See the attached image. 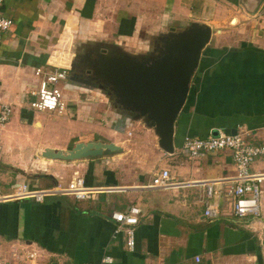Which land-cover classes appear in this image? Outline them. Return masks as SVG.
<instances>
[{
	"label": "crops",
	"instance_id": "1",
	"mask_svg": "<svg viewBox=\"0 0 264 264\" xmlns=\"http://www.w3.org/2000/svg\"><path fill=\"white\" fill-rule=\"evenodd\" d=\"M254 2L3 0L1 12L12 25L0 41V106L11 105L12 115L0 126V194L11 193L22 182L36 190L64 188L76 177L82 178L92 193L90 199L81 201L58 194L42 202H1L0 262L9 261L14 251L22 254L21 250L28 248L38 253L31 264H264V179L260 184L261 215L233 217L224 192L227 183L218 182L235 173L229 152L191 160L182 149L184 136L205 137L218 131L230 134L232 130L249 144L264 147V3L251 16L248 12ZM205 9L214 13L206 15ZM190 23L210 26L212 38L175 121L173 154L162 152L153 132L144 129L152 139L148 142L150 152L141 156L124 153L66 163L38 155L42 170L29 174L14 166L33 162L32 149L41 153L45 148L70 149L78 142H107L100 133H80L71 125L98 124L103 128L109 123L110 132L123 136L131 135L127 132L130 125H140L127 123L123 116L108 110L106 100L102 107V100L95 98L99 94L93 91L70 99L61 115L31 109L39 82L35 71L59 68L55 66L59 56L67 62L76 58L55 51L61 45V50L72 47V39L62 40L65 29L75 25L74 36L79 40H104L138 55L150 49L149 36L167 31L171 25L183 28ZM66 82H60L64 92L82 93L67 87ZM51 135H55L53 139ZM135 144L144 146L138 141ZM25 155L28 158L23 159ZM161 170L168 171L172 185L148 187ZM250 170L264 174V156L257 158ZM208 181H215L214 191L221 190L219 197L211 199L221 215L211 221L203 216ZM130 207L140 210L131 251L124 235L114 232L110 219L111 212H126ZM105 258L111 262L103 263Z\"/></svg>",
	"mask_w": 264,
	"mask_h": 264
},
{
	"label": "water",
	"instance_id": "2",
	"mask_svg": "<svg viewBox=\"0 0 264 264\" xmlns=\"http://www.w3.org/2000/svg\"><path fill=\"white\" fill-rule=\"evenodd\" d=\"M263 3L264 0H255L248 14L256 15ZM211 38L210 26L190 23L178 31H163L158 36L157 47L147 49L144 54L134 55L103 41L108 46L98 45L88 56L90 81L97 82L103 92L112 96L125 122L139 123L151 130L157 147L171 155L175 121L188 100L192 78ZM230 134L236 132L232 130ZM123 153L122 147L97 140L78 142L66 150L45 148L39 156L71 163Z\"/></svg>",
	"mask_w": 264,
	"mask_h": 264
},
{
	"label": "built area",
	"instance_id": "3",
	"mask_svg": "<svg viewBox=\"0 0 264 264\" xmlns=\"http://www.w3.org/2000/svg\"><path fill=\"white\" fill-rule=\"evenodd\" d=\"M0 0V41L2 35L7 32L12 21L3 16ZM39 78L36 90L33 95L35 101L30 104L32 110L37 112H48L61 115L66 108V100L62 94L60 82L65 75V69L55 68V70L45 72L41 69L35 71ZM12 115L11 105L0 106V126L5 125ZM182 149L191 160H200L209 154L227 151L230 154L234 165L235 173L229 178H222L218 182L227 183L224 186L225 195L229 199V212L231 216L243 219L245 217L258 218L261 215V196L262 191L260 184L264 179V174L254 173L250 170L253 162L264 156L263 146H254L247 142L242 134L216 132L208 134L205 137L184 136L182 140ZM215 181L205 183L207 200L204 203L203 216L206 220H215L221 215L219 208L211 202V199L219 197L221 190L214 191ZM171 179L167 170H161L154 175L148 187L167 188L171 186ZM92 190L86 188L83 179L76 177L66 184V187L58 186L47 190L31 189L26 183L18 184L14 190L7 194H0V203L8 200L33 199L36 202H42L43 199L50 195L64 194L72 196L76 200H88L91 198ZM140 210L137 207H130L126 212L113 211L110 219L115 224L114 232L123 234L126 239V247L129 251L134 247V227L138 223ZM22 254L12 252L9 261H2L0 264H31L38 258V253L34 250L23 248ZM31 262V263H30ZM110 258H105L103 263H110Z\"/></svg>",
	"mask_w": 264,
	"mask_h": 264
},
{
	"label": "rangeland",
	"instance_id": "4",
	"mask_svg": "<svg viewBox=\"0 0 264 264\" xmlns=\"http://www.w3.org/2000/svg\"><path fill=\"white\" fill-rule=\"evenodd\" d=\"M158 1H160L161 2V0H158ZM216 7H217V9H218V5H216ZM209 8V7H208ZM110 10L112 11L113 9L112 8H110ZM205 12H203L204 14H206V15H209L210 13H214V11H212V10H210V12L208 11V10H204ZM104 12H106V13H108L109 11H108V9H106V11H104ZM104 12L102 11V14H104ZM113 12V14H114V10L112 11ZM216 13V12H215ZM215 16H218V17H220L219 15H215ZM100 17L101 18H103L101 15H100ZM203 19V18H202ZM111 25V24H110ZM229 25H231L230 23L229 24H225L224 26L225 27H227V26H229ZM105 28L104 29H106V25L104 26ZM74 30H75V32H76V27H75V25L72 27V28H67V29H65L64 30V33H63V35H62V40L63 41H66V40H70V39H72V43L73 44H71V49L69 48V50L65 47V48H63V50H61V46L59 47V46H57V50H55V51H62V52H68V53H75V52H77L74 48H75V46L77 45V46H79V44H80V42H84V41H82V40H79L78 39V37L76 36H74ZM80 38V37H79ZM75 39V40H74ZM74 40V41H73ZM124 44H126V45H128L127 44V42H124ZM120 46H122V45H120ZM123 47V46H122ZM66 84H68L67 82H66ZM83 87V89H87V91L86 90H82L81 92L82 93H79V92H75L76 94H74V93H66V92H64L63 90H62V94H63V96H64V98L66 99V100H70V99H74L77 95L78 96H80V94H87V95H90L91 94V92L90 91H93L94 92V94H100L101 96L103 95V94H101V93H99L98 91H95V90H92V89H88V88H84V86H82ZM65 90H67V87H66V89ZM88 90H90V91H88ZM93 94V93H92ZM100 95H96L95 96V98H97V99H100V100H102V107L104 106V103H105V99L103 98V97H101ZM83 96V95H82ZM105 97V96H104ZM108 116H112V115H110V114H108ZM100 123V122H99ZM57 124V123H56ZM56 124H55V126H56ZM58 125V124H57ZM100 125H103L102 123H100ZM72 126H74V127H76L77 128V130L81 133L82 131H84V130H86V131H89V132H94V133H100L101 134V138L102 139H104L105 141H107V142H112V143H115L116 142V145H118V146H120V147H122L123 148V150H124V153H126V154H128V155H132V156H136V155H138V156H141V155H144V154H146V153H149L150 152V147H149V140H151L152 138L150 137V136H148V135H146L147 133H145V130L144 129H146L145 127H141V128H143V132L141 131V129H140V126H142V125H138L139 127H135V126H133V125H130V126H132V127H129L130 128V130H128L127 132H130L131 133V135H128V133L127 134H125L124 136L123 135H120V134H118L117 132L116 133H114V132H110L109 131V127H110V124L108 123L107 125H105L103 128L102 127H100L98 124L95 126V127H90L89 125H87V124H82V125H71V126H69V127H72ZM147 130V129H146ZM105 131L106 132H108V133H105ZM108 134H110V135H108ZM133 134V135H132ZM57 135V134H56ZM52 137V139L54 138V136L55 135H51ZM65 138H66V136H65ZM57 139H59V137H57ZM111 140V141H110ZM137 141L138 142H140V143H143L144 144V146L143 145H138V144H135V143H137ZM137 145V146H136ZM40 151L41 150H39L38 148L36 149V150H30L29 151V153H31L30 155H33L34 157H33V159H34V161L33 162H29V163H26V162H21L20 164H14V166H20L21 168H23L24 170H26L25 172H27L28 174H29V172L30 173H33V172H38V171H41L42 170V167H41V164H39V160H41L39 157H38V155H39V153H40ZM123 153V154H124ZM23 159H26V158H28V156L26 157V155L24 156V157H22ZM131 164V163H130ZM132 166H134L135 165V163L133 162L132 164H131Z\"/></svg>",
	"mask_w": 264,
	"mask_h": 264
},
{
	"label": "flooded vegetation",
	"instance_id": "5",
	"mask_svg": "<svg viewBox=\"0 0 264 264\" xmlns=\"http://www.w3.org/2000/svg\"><path fill=\"white\" fill-rule=\"evenodd\" d=\"M165 29H167V31L174 29V31H178L180 28L178 26L175 25H171L166 27ZM158 35H151V36H147L148 38L146 39L147 41V46L149 48L155 49L158 45ZM102 41H93V40H84V42H80L79 46H75V50L77 52L72 53L76 55V58L70 63L69 61L67 62V67L69 69L65 70V75L63 77V80L61 81H67L68 83V87L69 88H73V89H78V90H86L87 89H83L82 86H84V88H90L92 90L98 91L99 93L103 94L102 96L105 98L106 100V108L110 111H113L115 113H118L120 115L123 116V112H119L118 108L115 106L113 100H112V96L108 95L105 91L103 92V90L101 89L100 85L97 82L94 81H90V70L88 65V61H89V53L90 51H93L96 49V47L98 45H107L108 43H105ZM92 56L91 58H93L94 52L91 53ZM71 64V65H70ZM90 91V90H88ZM91 92V91H90ZM100 95V94H99Z\"/></svg>",
	"mask_w": 264,
	"mask_h": 264
},
{
	"label": "bare ground",
	"instance_id": "6",
	"mask_svg": "<svg viewBox=\"0 0 264 264\" xmlns=\"http://www.w3.org/2000/svg\"><path fill=\"white\" fill-rule=\"evenodd\" d=\"M55 66L59 67V68L68 69L67 60L64 57L59 56V60L57 61V65H55Z\"/></svg>",
	"mask_w": 264,
	"mask_h": 264
}]
</instances>
